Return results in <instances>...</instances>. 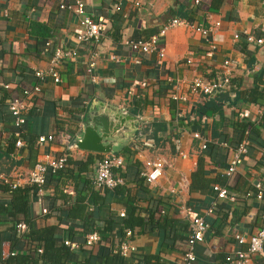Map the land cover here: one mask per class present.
I'll return each mask as SVG.
<instances>
[{
  "label": "crops",
  "instance_id": "crops-1",
  "mask_svg": "<svg viewBox=\"0 0 264 264\" xmlns=\"http://www.w3.org/2000/svg\"><path fill=\"white\" fill-rule=\"evenodd\" d=\"M134 1L139 3L138 7L122 2L121 10L116 11L117 0H86V14L93 20L103 18V38L97 48L79 46L81 58L61 68V83L54 84L49 78L38 83L41 92L33 98L23 125L24 146L16 149L7 101L22 99L23 92L37 83L34 72L47 68L48 57L42 53L45 42L51 41V50L76 47L74 35L80 28L81 18L73 11L60 9L61 4H72L73 0H0V174L24 176L37 162L44 163L48 156L58 157L64 153L70 161L86 162L92 157L94 164L87 172L79 173L82 182L76 190L81 191L82 179L92 182L97 162L109 154L69 150L68 147L78 138L94 109L126 113L135 121L127 123L129 134L121 147L111 153L125 160V170L115 171L124 179V185L118 187L125 189V193L118 195L114 189L107 193V190L98 191L102 196L105 194L106 202L93 207L98 221L95 226L125 213L121 203L124 199H131L144 219L149 210L158 208L160 214L163 210L161 216L172 221L171 227L153 232L146 227L130 230L136 251L124 261L125 264H181L188 219L205 217L210 228L204 242L195 247L194 264H229L225 260L227 256L248 249L247 244H237L235 236L249 239L264 225V44H248L245 40L248 34L264 39V0H223L219 9L211 12L209 0H200L198 4H194V0ZM208 15L221 22L209 40L190 28L170 29L160 38L164 58L155 53L136 54L126 44L159 34L171 18L185 21L188 18L192 24L207 27ZM234 35L239 36L238 40ZM93 50L99 55L97 84H92L84 73V59ZM112 56L118 57V61ZM135 59H139L138 64ZM226 60L232 62L233 72L230 88L222 92L229 95L223 94L219 103L222 115L208 112L200 122L191 121L192 111L208 99L194 98L179 104L172 100V95L175 92L187 94L189 83L195 77L210 79L220 74ZM5 85L9 88L5 89ZM195 132L218 149L213 151L212 158H204L205 177L222 180L228 195L235 198L234 203L216 201L209 216L205 213L216 199L212 188L215 183L190 189V177L197 170L200 157L198 142L192 138ZM48 135L54 137L52 142L37 144L39 137ZM244 140L249 142L248 152L236 171L227 176L232 150ZM9 146L13 150L6 155L4 152ZM177 151L188 154V159H181ZM158 157L172 166L165 169L156 183L147 185L139 178V172L143 162ZM65 169L77 171L70 164ZM54 178L56 180L46 183L42 196L35 195L33 187L22 185L20 189L27 202L28 218L34 220L38 229L56 227L55 234L62 243L68 239L69 231L67 225L59 224L54 216V208L61 205L56 197L65 189L71 190L73 197L75 190L68 177ZM182 178L187 181V189L176 197L171 190L179 188ZM256 184L262 186L260 200L256 198ZM11 198L12 194L0 191V203L7 205ZM179 203L191 209L187 216L179 213ZM43 207L50 211L46 217L40 216ZM1 220H5L0 222L1 250H17L16 255L30 251L27 246L12 249L10 226L6 222L10 220L5 217ZM68 224L73 226V242L78 244V250L85 249L84 238L89 232L82 230L79 221ZM119 241L123 240L113 233L108 238L101 237V242L91 249L95 252L99 246H105L112 250ZM247 264H264V255H252Z\"/></svg>",
  "mask_w": 264,
  "mask_h": 264
},
{
  "label": "built area",
  "instance_id": "built-area-1",
  "mask_svg": "<svg viewBox=\"0 0 264 264\" xmlns=\"http://www.w3.org/2000/svg\"><path fill=\"white\" fill-rule=\"evenodd\" d=\"M118 5L116 6V11L121 10L120 5L122 2L134 4L136 7L139 6V3L134 0H117ZM200 0H194V4H198ZM86 0H73L72 4H61L60 9L73 11L80 19V28L74 35V41L76 47L74 48H57L51 50L52 43L47 41L44 43L42 48V53L46 54L48 57V65L45 70H36L34 72V77L37 80V83L33 85L30 90L23 92V98L9 99L7 101V110L13 118V127L14 132L13 136L16 139L15 148L20 149L24 146V142L21 140V135L23 134V125L26 122V116L29 113V110L32 107L33 98L41 92V87L38 84L46 78L52 80L54 84L61 83V68L65 66L66 63L76 62L81 58L79 46H89L94 45L96 48L100 44L103 38V18H98L93 20L85 12ZM206 21L208 26L204 27L203 25L191 24L185 20H180L173 18L165 23L159 34L153 35L148 39H138L136 41L126 42L130 46L131 50L136 54H157L159 58H164L165 49L160 44L161 37L166 34L167 31L176 27H186L194 31L199 32L203 35L206 40H209L211 35L216 31L221 22L219 20L213 19L212 15L206 16ZM239 36L234 35V39L238 40ZM245 40L248 44H256L261 46L264 44L263 38H255L253 35H245ZM211 48L215 47L211 45ZM96 50V49H95ZM93 50L86 59H84V73L90 80L92 84H97L100 80V77L97 73V62L99 59L98 51ZM113 60L118 61V57L112 56ZM136 64L139 63V59H135ZM187 64L190 63V60L186 61ZM233 72V64L231 61L226 60L222 63V72L213 78L203 79L201 77H195L189 83L188 93L180 94L175 92L172 95V100L178 102L179 104H184L192 101L194 98H200L202 100H207L217 93L225 92L230 88V81ZM5 89H8V85L4 86ZM262 115H264V108L262 110ZM192 118V119H191ZM193 120V116L191 117ZM192 138L198 142L199 152L206 150V147L209 143V140L204 138L201 133L195 132L192 134ZM54 137L52 135L41 136L37 139L38 145H43L48 142H52ZM249 142L247 140L242 141L234 150H232V156L229 161V167L226 170V175H232L237 167L241 165L243 157L248 152ZM71 150L74 147H68ZM178 156L181 159H188L189 155L180 151H177ZM47 162H37L33 168L27 173V175H4L0 174V181L8 186V191L11 195L12 191L20 188L22 185L33 187L34 193L37 196H42L44 193V187L47 183V175L50 172L55 173L63 169L66 165L68 155L66 153L58 156H48ZM171 163L165 160L164 158H151L143 162V169L139 172V178H141L147 185H152L157 182V180L163 175L166 168H171ZM126 168L125 160L123 157L109 154L103 157L100 161L97 162L95 176L92 180L93 188L97 191L103 193L105 190H113L118 186L124 185V179L115 174V171H124ZM187 189V181L182 178L179 182V188L171 190L176 197H179L184 190ZM256 189V198L262 199L263 191L261 184L255 185ZM213 190L216 193V199L209 208L205 215L209 216L213 213L216 206V201L228 200L231 203L235 202V198L228 195V192L225 188L215 186ZM64 193L68 195H73L71 190L65 189ZM250 196V194H248ZM93 210V208L91 209ZM178 211L180 214L187 216L191 209L185 206L184 204L179 203ZM50 214V211L43 207L40 210V216L46 217ZM161 214H164V211L161 210ZM120 218L125 217V213L121 212L118 214ZM189 221V227L187 232L186 247L184 249L182 263L181 264H194L196 262L195 256V247L198 244H201L205 240V235L209 231V224L206 222L205 217L192 216ZM15 230L18 236H22L27 227L23 222H18L15 225ZM132 232L130 230L124 231L123 241L117 242V244L112 248L114 254H119L123 258L129 257L132 253L136 251L135 247L131 243ZM236 242L239 245H248L246 252L236 251L234 254L226 257V262L229 264H247L252 255H264L263 245H264V225L259 228L254 235L249 239H246L243 235L235 236ZM101 242V237L96 231H92L86 234L84 238V248L91 249ZM63 245L68 247L71 251L79 249L77 243L64 239L62 241ZM43 249L37 247L36 253L41 255ZM17 250L4 252L1 250V257L5 259L10 256H15Z\"/></svg>",
  "mask_w": 264,
  "mask_h": 264
},
{
  "label": "trees",
  "instance_id": "trees-1",
  "mask_svg": "<svg viewBox=\"0 0 264 264\" xmlns=\"http://www.w3.org/2000/svg\"><path fill=\"white\" fill-rule=\"evenodd\" d=\"M223 0H209L208 10L216 11L222 5ZM172 19V18H171ZM170 19V20H171ZM192 24L191 20L187 18V22ZM168 22V21H167ZM166 22V23H167ZM248 54V53H247ZM221 94V95H220ZM229 93H217L205 101L202 105L196 108V111H192L193 121L196 123L200 122L208 112H217L219 115L221 113V106L219 103L222 101V95ZM262 98L264 100V89L262 91ZM216 99V103L214 101ZM189 121V118H187ZM14 138V137H13ZM23 135H21V140L23 141ZM16 139L14 138V145ZM24 142V141H23ZM12 147L4 152L6 155L12 153ZM218 149L214 144H208L206 150L200 153V157L197 163V170L192 173L190 177V189H198L208 187L210 184L212 186H219L224 188V183L222 180H209L205 177L204 170V158H212L213 151L216 152ZM67 164L72 165L73 169L66 170ZM94 164V159L90 157L86 162L70 161L67 159L66 165L63 169L52 173L49 171L47 175V182L56 180L54 177H60L70 179L74 184L75 195L72 197L61 190L60 195L56 197V200L61 202L60 206L54 208V216L56 217L59 224L67 225L68 239L71 241L75 240V235L73 233V226L69 225L70 222L79 221L81 223V228L84 232L96 231L101 237L108 238L111 234L115 233L117 237L121 240L124 239L125 230H142L145 227L152 231H165L167 228L171 227L172 221L168 218L161 216L158 208L154 210H149L147 219L142 218L139 213H137V207L133 205L131 199H124L121 203L125 207V217L120 218L119 216H113L105 221L99 222L96 227L97 219L95 218L93 207L104 205L106 202L105 194L100 195L98 191H95L92 182L86 180L83 182V190L77 191V185L82 182L80 181V172H87L88 167ZM8 186L0 181V191L7 192ZM35 191V190H34ZM113 190L107 192H112ZM114 192L118 195H124L125 189L118 187L114 189ZM12 198L7 205L0 203V222H4L1 219L3 217L10 220L9 222V232H10V242L13 248H30L25 255H16L13 257H8L2 259L1 257V244L2 237L0 236V264H125L124 258L119 254H114L112 250L106 248L105 246H99L98 249L93 252V249L87 250L81 247L78 251H71L68 247L64 246L63 243L59 241L55 234L56 227L50 226L43 229H38L34 220H30L27 216V202L24 197V192L22 189L18 188L12 191ZM18 222H23L27 230L22 236H18L15 230V225ZM185 240L181 239V241ZM36 247H41L43 252L41 255L36 256ZM148 259H146L147 261Z\"/></svg>",
  "mask_w": 264,
  "mask_h": 264
},
{
  "label": "water",
  "instance_id": "water-1",
  "mask_svg": "<svg viewBox=\"0 0 264 264\" xmlns=\"http://www.w3.org/2000/svg\"><path fill=\"white\" fill-rule=\"evenodd\" d=\"M133 121L134 117L123 112L119 114L110 110L106 113L94 109L89 113L83 130L71 143V147L91 153L111 154L121 147V142L130 132L127 123Z\"/></svg>",
  "mask_w": 264,
  "mask_h": 264
}]
</instances>
